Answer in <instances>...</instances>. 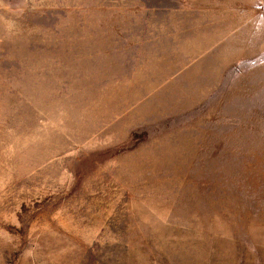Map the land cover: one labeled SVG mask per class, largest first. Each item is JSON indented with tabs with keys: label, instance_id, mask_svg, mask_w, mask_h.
Returning <instances> with one entry per match:
<instances>
[{
	"label": "rangeland",
	"instance_id": "rangeland-1",
	"mask_svg": "<svg viewBox=\"0 0 264 264\" xmlns=\"http://www.w3.org/2000/svg\"><path fill=\"white\" fill-rule=\"evenodd\" d=\"M0 264H264V0H0Z\"/></svg>",
	"mask_w": 264,
	"mask_h": 264
}]
</instances>
